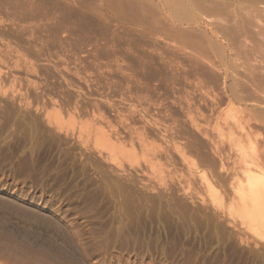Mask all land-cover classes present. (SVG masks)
I'll return each instance as SVG.
<instances>
[{
    "label": "rangeland",
    "instance_id": "rangeland-1",
    "mask_svg": "<svg viewBox=\"0 0 264 264\" xmlns=\"http://www.w3.org/2000/svg\"><path fill=\"white\" fill-rule=\"evenodd\" d=\"M79 1L0 0V264H264V241L201 201L195 185L178 188L187 173L180 151L195 162L217 160L200 131L213 129L207 93L219 91L222 79L207 60L193 65V52L180 46L177 0H110L115 7L103 14L95 11L99 0ZM263 17H252L257 39L250 32L246 42H260L257 59L264 57ZM202 26L190 27L187 38L208 36ZM203 76L209 88L194 85ZM81 124L110 134L123 151L152 149L145 152L164 165L165 187L143 158L133 166L107 161L93 146L95 133L93 143L88 132L78 135Z\"/></svg>",
    "mask_w": 264,
    "mask_h": 264
},
{
    "label": "bare ground",
    "instance_id": "bare-ground-1",
    "mask_svg": "<svg viewBox=\"0 0 264 264\" xmlns=\"http://www.w3.org/2000/svg\"><path fill=\"white\" fill-rule=\"evenodd\" d=\"M73 1H75L76 4H78V2H80L79 0H73ZM73 1L71 0V2H73ZM139 1H142V0H139ZM150 1H152V0H150ZM161 1L163 2V0H161ZM174 1L172 0V2H174ZM114 2H115V0H114ZM134 2H135V0H134ZM144 2H145V4H147L146 2L149 3V1H146V0ZM164 2L163 3L166 4V0ZM256 2L257 1H255V0H179V5H177V3H178V0H177L175 8L179 7V11H178V9H176L179 12V14H177L178 12H175L176 10H174L172 8V6H173L172 3H171L172 6H170V7L172 10H174V11L171 10L172 12H174V14L172 12H170V13H172L174 16L176 13L177 14L176 19L179 15V18H178L179 20L177 19V23H179V24L181 23L182 28H184V29L180 28L181 31L179 30L180 35H178V36H181V38L179 37V39H181V40H179L181 42L180 46H182L183 48H189V50H191V52H193V55L191 54V57L189 58L192 60V64L194 63L196 65L201 60H207V62L209 64V69L211 70V72L212 71H213L212 73L217 72L218 77H220V79H222L221 80L222 83L219 82L220 84H222L219 91H218V88L213 89L214 87L212 88L210 86L211 90L210 89L209 90L211 92H209V90H208L209 94L207 93V97H208L207 99L208 100L205 98L210 103L211 112H212L211 114H212L213 129H211V132H208V133L206 130H205L206 132H203V133H202V131H200L202 136H204V138L209 140V143L211 145V151L213 153L212 155L217 160H216V162L215 161L209 162L210 160L207 162V161H205V159H202V157H201L199 159L197 158V160L195 162L192 159H189L188 157L185 156L186 154H185V152H183L184 149L182 151H180V149H179V151H180L179 158L181 159V162L185 165L187 173H186V175L183 174L185 172L179 174L181 177H179V187L178 188H181L179 190H187V189H192L193 187L191 188V186L195 185L194 187H195V189H197L196 192L198 194L201 193V196H202L201 201L210 202L211 206L217 207L218 208V209L216 208L217 210L221 209V212L224 210L228 214V216L232 217L234 220L239 222V224L242 225L249 233H251L252 236H255V237H257V239L264 241V57L261 54V57H263V58L257 59V56H259L261 53V52H259V50H257V48L255 50V47H257V45H255L256 41H257L256 40L257 37H255L257 34V31L252 32L251 30H253V29H250L255 24L254 22H253L254 24H252V22H251L252 17L256 18V14H259V13L264 14V8L259 9V6H258V8L254 7ZM80 3H82V2H80ZM95 3H97V2H95ZM99 3H100V5L98 4L99 8L95 7L97 4L95 6L93 5L96 8V10H95V8H94V10L97 12V14H103V12L106 13V11L108 9H111V7H112V3L110 2V0H99ZM257 3H259V2H257ZM72 4L74 5V3H72ZM87 4H88V2L85 5H87ZM110 5H111V7H110ZM151 5H153V3ZM154 5H155V3H154ZM263 5L264 4H262L261 6H263ZM81 6H79V7H81ZM153 6H151V7H153ZM161 6H164V5H161ZM167 6L169 7V5H167ZM82 7L84 8L85 6L83 5ZM86 7H88V6H86ZM113 7H115V6H113ZM129 7H131V6H129ZM168 7H166V8H168ZM122 8L123 9H121V8L120 9L124 10L125 6H122ZM169 8H168V10H169ZM129 9L130 8H128V10ZM155 9L157 10V7ZM87 10H89V9H87ZM144 10H145L144 12L147 13L146 11H148V8L144 9ZM150 10H152V9H150ZM150 10H149V12H150ZM168 10H166V11H168ZM91 11H93V10H91ZM95 11H94V13H96ZM117 11L120 12V10H117ZM126 11L127 10L125 9V12ZM142 11H143V9H142ZM122 12H124V11H122ZM152 12H151V14H153ZM156 12L161 13L160 11H156ZM168 12H166V13L168 14ZM84 13H85V11H84ZM114 13H117V12H114ZM127 13H128V11H127ZM137 13H138V11H137ZM137 13H135V14H137ZM159 13H158V16H159ZM243 13L248 14V15H252L251 19H249V18L246 19L247 17H244L245 15ZM110 14H111V12H110ZM119 14L121 16V12ZM119 14H118V16H119ZM141 14H143V13H141ZM148 14L149 13H147V15L146 14L145 15L148 16ZM123 15L124 14L122 13V16ZM127 15H125V18L120 17L119 19L124 18L123 21H125ZM143 15H140V16H142V18L144 19L145 17H143ZM169 15H171V14H169ZM94 16H95V14H94ZM135 16H137V15H135ZM163 16H165V15H163ZM174 16L172 18H174ZM131 17H133V16L129 15V19ZM156 17H157V15H156ZM136 18L138 19V17H136ZM160 18H162V16ZM163 18H165V17H163ZM112 19H113V17H112ZM145 19H144V21H145ZM147 19H149V17ZM152 19H150V20H152ZM157 19L155 20V18H154L153 22L158 21ZM256 19H258V18H256ZM262 19H264V17ZM262 19H260L259 21H261ZM105 20H107V19H105ZM131 20H134V19L131 18ZM128 21H130V20H128ZM141 21H143V20H141ZM126 22H127V20H126ZM126 22H124V23H126ZM132 22L136 23L135 20L131 21L130 23H132ZM262 22L261 23L264 25V20ZM134 23H132V26ZM169 23H170V21H169ZM140 24H142L144 26L145 22H144V24L143 23H140ZM140 24H139V26H140ZM147 24H149V23H147ZM201 24L204 26V29H206L209 32V35L206 36V34H205L206 32H204L205 30L204 31L202 30L204 33L201 36H203V39L205 38L204 40L202 38H200V35L198 36V38H199L198 40L195 37H191L192 39L187 38V35H188L187 32L188 33L194 32V30L191 29L190 27H192V28L198 27V26H201ZM250 24H252V26ZM127 25H128V22H127ZM150 26H151V24H150ZM255 26H256V24H255ZM257 26H258V24H257ZM147 27H148V25H147ZM262 27H264V26H262ZM156 28H158V27H156ZM188 28H190V30H191L190 32L187 31ZM173 29L175 30L176 28H173ZM164 30H166V29H164ZM176 31H177V29L174 32H176ZM168 32H166V33H168ZM197 32H198V30H197ZM250 32L255 33V34H253L254 35L253 37L256 38L255 43L253 42L254 47L248 46L249 41L251 42L254 39L252 37V34L250 36ZM258 32L262 33V30L258 31ZM159 33H160V31H159ZM161 33H163V32H161ZM263 34L264 33H262L261 35H263ZM189 35H191V34H189ZM195 35H193V36H195ZM259 35H257V36H259ZM172 36H173V33H172ZM204 36H206V37H204ZM213 36H215V37L220 36L225 41V45H221V44L218 45L215 42L217 40H214L215 43L212 42V40H213L212 38H214ZM188 37H190V36H188ZM250 37H252L253 39ZM187 39H190L191 41H193V40H197V41L191 42V44H190V42H189L190 40L188 41ZM248 39H249L248 44H246ZM250 39H252V40H250ZM258 43L260 44V42L257 41V44ZM251 45H253V44H251ZM186 50H188V49H186ZM182 52L183 51H181V53ZM257 52H259V55L256 56ZM184 57H186V56H184ZM205 62L206 61H201L200 63L203 64L201 66H204ZM183 65L184 64L180 65V66H182L181 71L183 74V78H185L184 80L187 81V79H186L187 78V73H186L187 67L185 69L184 67L186 65L185 66H183ZM201 66L199 65V67H201ZM192 69H193V66H192ZM198 69H200V68H198ZM196 71H197V69H196ZM208 73H210V71ZM200 74H203V73H200ZM208 77L206 76V77H204L203 80H199V81L196 78L194 85L197 87L200 86L201 88H206L208 86V88H209V85L204 84L205 83L204 81H206L205 78H208ZM210 77L212 79H214L212 77V75ZM198 79H201V78H198ZM210 80L208 78L209 82H210ZM218 81H220V80H218ZM208 83L206 82V84H208ZM216 83H218V82H216ZM213 85L215 86V83ZM198 92H199V90H198ZM184 94H185V92H184ZM200 94L201 93H199V95ZM202 101H203V99H202ZM222 106H224V107H222ZM188 111H186V112H188ZM191 113L189 112V114H191ZM197 113H198V111H197ZM194 116H192V117H194ZM56 118H58V117H56ZM59 119L60 118H58L57 120L60 121ZM54 120H55L54 123H56L57 120L56 119H54ZM205 120H206V118H205ZM202 122H203V120H202ZM58 123L61 124V122H57V124H56L57 126H60V125H58ZM61 126H62V124H61ZM80 126H79L80 128L77 130V132H79L78 135L83 133L82 136H84V135L86 136L85 133L88 132L87 137L89 138V137H91L89 135H91L92 132L95 133V134H92V135H94V138H93V136L91 137V141H92V138H93V140H95L94 143L92 141V143L94 144L93 146L96 149H99V151L104 152L105 155H103V156H107L106 157V159L108 158L107 161L111 160L110 162H112V163L116 162L115 164L118 165L119 164L118 161L120 159V161L125 160L128 164L133 166L132 163L135 162L133 164H137L138 158L139 159L141 158V162L144 160V163L147 165L146 167H148V171L150 172L153 179L157 180V182L164 185V187H165V183H167L168 181L166 182L165 176L162 175V174H164V173H162V172H164V170H162V167H164V165H161L162 163L158 162L160 160L158 159L159 157L156 153L153 154V152L151 153L148 151L150 153V154H148V152L147 153L145 152L146 150L150 149L149 147H148V149H146V147H145V150H144V148L141 150V153H140L141 157H140V155L138 156V154H136L137 152L134 151V148H131L130 150L132 151V149H133V151L129 152V150L127 151L123 147L122 148L124 149V151L122 149H120L121 148L120 145H118L120 148L118 146H115L116 144L115 143L113 144V142L111 141L112 136L110 134H109L110 136L108 134H107L108 135L107 136L106 134H104V132L100 133L99 129L98 130L95 129L96 130L95 132L93 131V129H91V131H89L90 129L89 130H87V129L90 126L86 127L87 125L82 126V124H81ZM192 126H195V124ZM205 128H207V127H205ZM197 129H198V127H196V130ZM192 130H194V129H192ZM89 132H91V133H89ZM165 133H167V132H165ZM190 133L191 132H189V134ZM113 139L114 138H112V140ZM116 139H117V137H116ZM193 139H194V137H193ZM78 140H80V138ZM142 143H144V142H142ZM190 143H191V141H190ZM145 146H146V144H145ZM150 150H152V149H150ZM197 150H198V148H197ZM190 151H191V149H190ZM170 152H171V150H170ZM96 154H97V152H96ZM202 154H204V153H202ZM197 155H199V153ZM159 156H162V155H159ZM168 156H169V154H168ZM188 156H189V154H188ZM101 157H102V155H101ZM142 158H143V160H142ZM161 160H162V158H161ZM182 169L184 171V168H182ZM168 176L170 177V175H168ZM173 183H174V181H173ZM169 188H170V186H169ZM188 191H190V190H188ZM10 251H11V249H10ZM29 263L30 264H37L36 261H30Z\"/></svg>",
    "mask_w": 264,
    "mask_h": 264
}]
</instances>
